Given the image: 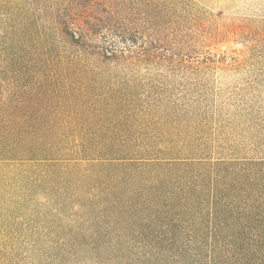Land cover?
Returning a JSON list of instances; mask_svg holds the SVG:
<instances>
[{
    "label": "trees",
    "instance_id": "1",
    "mask_svg": "<svg viewBox=\"0 0 264 264\" xmlns=\"http://www.w3.org/2000/svg\"><path fill=\"white\" fill-rule=\"evenodd\" d=\"M19 1L0 0V161L21 178L7 201L50 207L59 260L264 264V140L156 144L71 125L112 110L100 67L141 56L129 20L107 0H66L51 6L52 39L25 43Z\"/></svg>",
    "mask_w": 264,
    "mask_h": 264
},
{
    "label": "rangeland",
    "instance_id": "2",
    "mask_svg": "<svg viewBox=\"0 0 264 264\" xmlns=\"http://www.w3.org/2000/svg\"><path fill=\"white\" fill-rule=\"evenodd\" d=\"M107 1L129 20L126 31L136 42L128 45L141 56L101 65L96 93L104 92L108 102L114 97L115 104L105 119L85 117L83 110L71 125L126 132L113 140L156 144L264 140V0ZM19 2L23 19L17 24L30 34L20 39L37 44L45 33L52 39L51 6L64 9L66 0ZM98 99L92 94L88 105H99ZM224 128L230 137L222 134ZM249 149L239 156L257 153ZM79 168L89 169L84 163ZM20 182L0 161V264H88L56 256L64 249L50 207L7 201Z\"/></svg>",
    "mask_w": 264,
    "mask_h": 264
}]
</instances>
